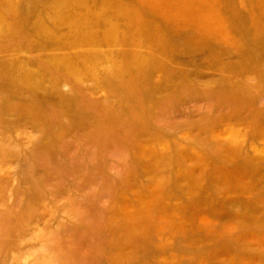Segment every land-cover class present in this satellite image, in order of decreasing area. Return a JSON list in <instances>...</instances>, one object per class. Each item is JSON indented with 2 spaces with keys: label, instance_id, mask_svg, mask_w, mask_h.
<instances>
[{
  "label": "rangeland",
  "instance_id": "1",
  "mask_svg": "<svg viewBox=\"0 0 264 264\" xmlns=\"http://www.w3.org/2000/svg\"><path fill=\"white\" fill-rule=\"evenodd\" d=\"M0 264H264V0H0Z\"/></svg>",
  "mask_w": 264,
  "mask_h": 264
},
{
  "label": "bare ground",
  "instance_id": "2",
  "mask_svg": "<svg viewBox=\"0 0 264 264\" xmlns=\"http://www.w3.org/2000/svg\"><path fill=\"white\" fill-rule=\"evenodd\" d=\"M209 20H210V18H204V19L202 20V22H203V23H206V22L209 21ZM220 24H221V21H220V20H219V22H214V21L209 22V26H213L214 28H215V27H219Z\"/></svg>",
  "mask_w": 264,
  "mask_h": 264
}]
</instances>
